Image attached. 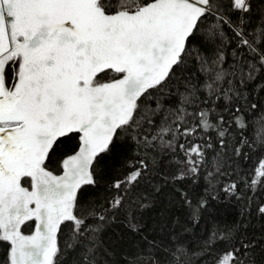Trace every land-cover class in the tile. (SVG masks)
Here are the masks:
<instances>
[{
  "label": "snow or ice",
  "instance_id": "snow-or-ice-1",
  "mask_svg": "<svg viewBox=\"0 0 264 264\" xmlns=\"http://www.w3.org/2000/svg\"><path fill=\"white\" fill-rule=\"evenodd\" d=\"M0 264H264V0H0Z\"/></svg>",
  "mask_w": 264,
  "mask_h": 264
}]
</instances>
